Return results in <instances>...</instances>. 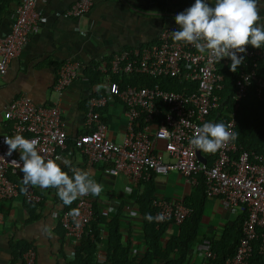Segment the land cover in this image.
<instances>
[{"label":"built area","instance_id":"built-area-1","mask_svg":"<svg viewBox=\"0 0 264 264\" xmlns=\"http://www.w3.org/2000/svg\"><path fill=\"white\" fill-rule=\"evenodd\" d=\"M92 3L93 0H77L63 16L79 17ZM35 5L36 0H20L11 13L9 32L0 36V75L19 55L28 36L38 29L42 17ZM174 30H180V26L163 27L157 41L122 48L90 65L102 77V92L89 96L84 114L87 130L73 138L71 146L67 144L57 105H38L26 95L4 105L3 117L11 124L0 133V199L22 194L28 203L40 200L33 186L21 187L19 181L10 177L21 171L17 165L20 163L22 167V161L16 151L7 155L4 139L16 134L37 140V149L46 158L59 157L57 161L66 164L67 155L77 151L88 164L103 162L107 174L122 173L137 183L147 180L152 173L165 176L177 171L193 186L201 179L205 196L220 199L231 213H245L235 252L224 264H248L254 249L264 253V147L260 151L248 150L236 139L230 140L215 153L200 151L205 158L200 161L189 141L197 127L215 120L231 125L230 130L235 132L237 109L250 88L264 101V75H258L264 47L249 44L245 53H238L244 60L237 68L229 102H224L222 68L232 63L230 58L218 61L207 53H199L191 44L176 42L171 37ZM86 68L89 66L79 60L62 62L57 69L55 89L58 92L64 89ZM123 77L138 79L121 85ZM160 77L175 78L184 88L173 90L156 82L148 84ZM110 99H118L125 107L126 126L120 141L107 135L102 117V108ZM160 128L167 129L163 138ZM159 141L163 149L159 148ZM25 187L27 190H23ZM91 195L78 197L71 208L60 212L59 224L66 238L80 240L86 225L94 219ZM152 205L156 225L169 219L178 224L191 211L181 199L155 197ZM72 209L79 212L75 218L69 214ZM99 213L106 216L108 210ZM159 214L164 215L163 220L156 219ZM196 249L202 253L201 264H211L214 252L209 239L203 238ZM22 263L36 264L33 247L22 252Z\"/></svg>","mask_w":264,"mask_h":264},{"label":"crops","instance_id":"crops-1","mask_svg":"<svg viewBox=\"0 0 264 264\" xmlns=\"http://www.w3.org/2000/svg\"><path fill=\"white\" fill-rule=\"evenodd\" d=\"M77 0H36L41 14L38 29L28 36L21 52L13 58L6 72L0 75V133L6 131L10 122L3 117L2 108L9 101L28 96L38 105H57L61 111L67 133V144L87 130L85 110L91 94H98L102 87L97 71L90 67L112 53L134 46L157 41L163 27L176 25L175 15L186 10L195 0H93L91 7L79 17L63 16L64 11ZM20 1L0 0V36L9 32L11 13ZM214 6L213 0H209ZM260 23H264V0H259ZM79 60L89 68L83 70L61 91L55 89L57 69L65 60ZM97 72V73H95ZM107 125V135L120 141L126 126L124 105L118 99H110L102 108ZM20 158L19 150H16ZM67 163L60 164L71 177L72 169L90 173L92 179L102 186L99 196L91 195L99 212L107 209L108 219L118 214L123 239L130 240V256L136 264L145 250L142 223L135 203L142 186L125 174L110 175L104 170L105 163L88 164L77 151L67 155ZM23 164V162H22ZM20 171L14 179L23 184ZM187 180L177 171L162 176L154 175V193L157 197L183 199L194 186L186 188ZM39 195L38 202H26L19 194L10 199H0V264H23L19 246L28 244L36 251V264H73L75 250L80 240L73 241L63 234L59 214L65 205L54 188L33 186ZM216 197L204 201L199 236L219 235L223 227L232 224L240 213H231ZM205 207L212 209L214 223L202 222ZM209 215V216H210ZM175 225V226H174ZM107 225L100 226V243L95 251L94 264L106 260ZM176 232V224H169L163 238ZM165 239L163 241H165ZM203 239V238H202ZM201 239V240H202ZM191 245L187 263L201 264L202 253ZM27 247V248H28Z\"/></svg>","mask_w":264,"mask_h":264},{"label":"trees","instance_id":"trees-1","mask_svg":"<svg viewBox=\"0 0 264 264\" xmlns=\"http://www.w3.org/2000/svg\"><path fill=\"white\" fill-rule=\"evenodd\" d=\"M230 64L228 63L222 68L224 75V102H229L237 72L230 70ZM97 75L102 79L99 72ZM258 75H264V61L259 62ZM137 79L136 77H123L121 85L135 83ZM155 82L173 90L184 88L183 83L171 77L151 79L148 84H154ZM215 116L216 114H214ZM235 121L236 142L248 150H262L264 147V101L257 98L253 89L250 88L240 102ZM214 123L220 122L215 120ZM206 160L210 161L208 157H206ZM10 177L14 179L13 175H10ZM137 184L142 186V190L135 197V203L142 223L145 250L136 264H185L191 245L202 238L209 239L210 249L214 252L211 264H224L225 259L234 254L245 213H240L232 224L225 225L219 235L199 236L198 230L204 201L207 198L203 192L201 179L194 186L193 192L183 199V203L191 208L190 213L180 223L176 224V232L169 234L164 242H162V238L167 227L169 224L175 223L169 219L156 225L154 221L153 214L155 209L152 201L157 197L154 193V174L152 173L147 180H141ZM93 205L95 210L94 219L85 227L80 244L75 250L73 264H94L95 251L100 243V225L104 224L107 225L108 230L105 245L106 260L103 264H135L130 256V240L128 238L123 239V234L120 232L118 214H113L108 219L99 213L95 203ZM149 216L153 219L149 220ZM28 246V244L19 246V252H23ZM248 264H264V253H259L257 249H254Z\"/></svg>","mask_w":264,"mask_h":264},{"label":"clouds","instance_id":"clouds-1","mask_svg":"<svg viewBox=\"0 0 264 264\" xmlns=\"http://www.w3.org/2000/svg\"><path fill=\"white\" fill-rule=\"evenodd\" d=\"M210 6L206 0H195L186 10L175 15V22L180 30L171 32L176 42L191 44L201 53L220 61L230 58V70L236 72L243 63L246 46L264 47V23H260L259 0H213ZM103 87L98 85L97 88ZM231 125L223 122H205L195 129L190 145L201 152L215 153L226 142L235 140L237 134L231 131ZM162 138L167 129L160 128ZM8 145V156L16 150L20 152L18 167L23 173L25 186H38L44 189L54 188L65 205H71L78 197L88 195L99 196L102 186L91 178L90 173L73 168V175L62 170L57 160L46 158L37 149L38 141L30 140L20 134L14 137L5 136ZM12 162L16 163V160ZM23 190H27L25 187ZM74 218L79 215L77 209L69 213ZM149 220L153 219L151 216ZM156 219L163 220L159 214Z\"/></svg>","mask_w":264,"mask_h":264},{"label":"rangeland","instance_id":"rangeland-1","mask_svg":"<svg viewBox=\"0 0 264 264\" xmlns=\"http://www.w3.org/2000/svg\"><path fill=\"white\" fill-rule=\"evenodd\" d=\"M159 148H161V149H163V143H162V141H159ZM186 183V188L187 189H189L190 187H191V183L190 182H185ZM193 186V185H192ZM209 199H212V198H209ZM220 200V199H219ZM215 201H216V207L219 205V201H218V199H215ZM211 211H212V209H210V208H208V207H205V210H204V216H203V220H202V222L204 223V224H211V223H214V218H213V216L212 215H210L211 214ZM210 215V216H209ZM175 226V225H174ZM165 238H162V242H164L163 240H164Z\"/></svg>","mask_w":264,"mask_h":264},{"label":"water","instance_id":"water-1","mask_svg":"<svg viewBox=\"0 0 264 264\" xmlns=\"http://www.w3.org/2000/svg\"><path fill=\"white\" fill-rule=\"evenodd\" d=\"M197 151V157L200 161H205V158L202 156V154L200 153V150H196Z\"/></svg>","mask_w":264,"mask_h":264}]
</instances>
